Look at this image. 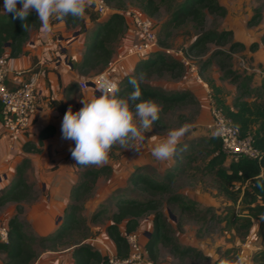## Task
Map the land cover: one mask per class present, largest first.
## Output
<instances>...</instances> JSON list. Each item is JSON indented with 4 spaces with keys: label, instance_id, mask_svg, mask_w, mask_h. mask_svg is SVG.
I'll use <instances>...</instances> for the list:
<instances>
[{
    "label": "trees",
    "instance_id": "1",
    "mask_svg": "<svg viewBox=\"0 0 264 264\" xmlns=\"http://www.w3.org/2000/svg\"><path fill=\"white\" fill-rule=\"evenodd\" d=\"M104 1L109 3L112 0ZM135 1L138 3L140 10L149 17H152L162 4L166 5L168 15L162 26L167 34L172 26L178 27L188 22L193 23L198 32L188 45V51L204 52L207 50L206 45L208 42L222 44L227 41L225 38L229 31L204 29L207 13L219 16L226 13L225 7L218 0ZM85 14H88L89 20L96 22L94 34L89 37L86 44L80 67L88 69L98 64L97 71H101L112 57V42L120 38L125 28V21L121 14L115 12L108 14L106 19L102 21H97L98 16L89 13L88 8ZM73 19L75 18L69 16L64 20L71 21ZM28 22L29 27L24 30L19 19H14L11 13L5 15L0 12V55L4 53L5 48H9L7 57H14L22 52L21 46L28 38V29L37 27L40 22L35 11H32L29 15ZM260 40L264 43V35L260 37ZM158 43L163 47L159 38ZM251 46H256V43L251 44ZM237 47H241V44L232 41L228 51H211L202 62V67L214 61L222 70L220 78L236 83L238 94L232 103L228 104L222 95V89L216 86L213 80L208 79L206 81L210 89V99L238 127L242 136L247 134L251 136L253 146L260 151L259 158L257 160L243 156L228 158L221 149L219 138L215 134H207L196 138H188L185 143L181 142L178 145L177 153L173 156V165L163 173H158L155 167L150 164H138L130 171L127 183L112 189L105 199L100 202L99 211H93L90 216V220H94L102 210L107 208L111 210L110 223L107 225L106 230L114 244V251L119 257H126L129 254V246L124 235L135 232L142 217L152 215L153 230L146 236L143 243V249L150 258L155 259L154 253L159 244L167 246L169 251L176 256L192 258L201 256L203 258L199 251L181 245L173 235L174 229L176 227L180 228L181 220L186 213L195 215L197 219L206 220V216L210 212L209 207L202 209L196 202L187 199L176 189L177 179L181 172L192 168H200L212 175L214 186L220 193L233 203L239 199L242 209L246 211V215L240 217L242 218L241 224L245 228L251 225L252 219L260 222V248L253 253L252 263L264 264V98H261L262 93H264V84L260 90L262 92L260 99L256 98L252 101L244 99V96L248 93L246 81L244 79L238 80L229 64L230 52ZM167 54L162 50H155L144 58L136 59L132 71L125 73L117 84L119 87L117 95L126 97L133 91V87L129 83L130 78L144 73L145 79L140 84L141 99H152L162 106L158 122L162 113L195 100L190 91L164 89L161 85L151 82L152 76L161 78L167 74L177 78L184 71V64L177 57ZM86 69H83L84 73ZM197 72L199 74L200 71L197 70ZM256 91L260 92L259 90ZM53 132L54 127L52 125L45 126L38 132L36 142L26 141L23 143V151L38 153L43 140L52 135ZM185 144L188 146L187 150L179 151ZM199 157H202L201 165L194 167V163L197 162ZM28 163L29 159L24 157L23 163L16 166L17 180L7 190L0 191V206L7 201L18 202L24 196L23 193L29 185L24 180L22 172ZM109 170L110 168L106 166L88 167L82 172V176L84 178L89 177L90 182H94L100 173ZM87 187V181L82 180L75 190L74 187L72 188L69 198L74 197V200L65 206L61 223L57 226L55 234L53 237L45 235L39 239L40 242L48 240L54 244L55 242H62L66 244L64 247L73 246L71 250L72 264H105L104 254L93 246L88 239H84V235L77 238L76 241H64L65 237L70 236V230L74 228V225L78 224L79 220L85 219L77 213L81 206L78 203L80 201L76 199H79L87 191ZM164 202L169 208V214L173 215V207L178 209L174 226L170 225L167 220L163 207ZM19 207L17 204L16 208ZM230 216H225L223 219L231 223L235 222L237 218L235 216H232L235 217L234 219L227 218ZM6 223L8 226V241L0 243V253L3 254L2 264H32L38 255L34 246L36 239L24 232L18 215H13ZM120 224L124 226L122 228L123 232L119 227Z\"/></svg>",
    "mask_w": 264,
    "mask_h": 264
},
{
    "label": "rangeland",
    "instance_id": "2",
    "mask_svg": "<svg viewBox=\"0 0 264 264\" xmlns=\"http://www.w3.org/2000/svg\"><path fill=\"white\" fill-rule=\"evenodd\" d=\"M218 1L225 7L226 13L223 16L207 13L204 29L229 31L225 38L227 41L222 44L208 42L206 45L207 50L204 52H197L195 50L188 51V45L198 32L196 27L193 23L188 22L178 27L172 26L169 28L167 34L162 24L168 15V10L166 5L162 4L159 10L152 16L155 29H158L160 44L164 48L172 49L173 51L180 48L186 50L189 62L200 71V77L206 82L208 79L214 80L218 73L222 74V70L214 61L202 67V62H204L210 52L214 50L228 51L230 42L236 41L240 43L241 47H237L238 49L235 48V50L231 52L229 51V64L234 74L237 75L238 80L244 79L246 81L248 93L245 96L251 98L252 94L256 93L255 90H261L264 84V43L259 39L262 31L264 34V0ZM106 4L108 6V14L115 12L122 15L123 11L129 7L140 10L135 0H112L109 3L106 2ZM88 11L98 16L97 21L105 20L107 17L105 14H97L91 6L88 7ZM123 18L125 21L124 31L117 41L112 42V57L109 63L102 69L104 70L110 63L117 62L115 65L118 66V68L116 67L115 72L112 73V76L117 79V82L124 73L132 71V69L128 71L127 67L131 62L136 61L137 56L132 54L129 55V51L133 45L140 40L131 20L125 17ZM57 22H61L62 24L60 23L61 28L60 30H55L54 35H63V47L67 46L70 40L77 37L76 39H84V48H86L89 36L94 34L96 21L89 20L88 14L84 13L82 17L75 18L71 21H65L64 19L62 21L54 20L51 23L52 26ZM245 35H250L249 43ZM253 43H256V46H251ZM167 55L176 57L173 54ZM68 60H72L71 56ZM128 61H130L129 64ZM97 65L98 64L86 69L85 73H87V75L85 77L90 79L93 75L100 72L97 71ZM89 82L87 89L91 93V99L94 96L93 91L95 89L93 86L89 85ZM151 82L161 85L164 89H183L190 91L195 100L193 102H186L183 105L171 108L167 112L162 113L159 122L155 121L151 130L145 133L147 139L139 153L132 149H124L119 144L114 145L109 153L107 163L101 165L109 167L110 170L105 173H100L95 178L94 182H90L89 177L84 178L82 172L88 167L98 168L101 166L78 165L76 160L72 157L71 151L68 152L67 157L71 159V170L73 169L72 171L74 174L71 186L74 187L75 190L77 185L82 180H85L88 183V187L87 191L80 196L79 199H76L80 201L78 203L81 206V209H79L77 213L85 219L79 220L78 224L74 225V228L70 230V236L65 237L64 241H76L77 238L84 235L83 238L88 239L90 243L97 247L103 254L114 251V244L106 230L107 225L110 223L111 210H109V208L104 209L97 214L94 220H90L92 212L99 211L98 207L100 202L105 199L112 189L126 184L130 171L138 164H150L155 167L158 173H163L173 165V157L166 161H159L152 156V149L154 146L166 138L170 130L176 129L183 124H189L191 126L189 133L182 138V143H185L188 138H196L209 134L206 131V124L210 115L209 109L211 106V99L203 92L202 85L195 80L189 68L185 67L181 76L177 78L167 74L161 78L152 76ZM231 85H236V83ZM75 92L77 96L79 95V98L83 99L77 90H75ZM262 94L261 98H264V93ZM26 141L36 142L37 134L29 130L26 134V138L17 145V148L14 147L8 151H6V144L5 148L0 145L1 192L13 186L17 180L16 166L23 163L24 157L28 156L22 149V145ZM70 146L74 148L75 142L71 141ZM34 154L35 155H32V157H34L35 160H31L30 158L33 164L29 162L27 166L23 168L22 172L24 180L29 185L23 193L24 196L18 202L7 201L0 206V221L6 223L10 217L15 214L18 215L24 232L36 239L34 246L37 253L42 254L48 251V253L41 258L37 255L32 264H40L44 259L47 262L50 261V264H72L73 260H69V250L68 252H63L62 249L68 247L71 252L73 246L64 247L66 245L65 243L55 242L54 244L48 240L40 242L39 238L44 235L34 234L33 232L32 228L37 224L36 221L33 220V217H36L39 209L46 207V200L52 203V197L49 196L50 191L47 186L48 182L44 179L41 180L42 177L40 176L43 175V172L45 173L53 169L51 166H36V158H40V153ZM225 156L231 158V156L226 154ZM201 160L202 157H199L197 162L194 163V167L201 165ZM43 181L46 183L45 189L43 188ZM176 189L187 199L196 202L202 209L206 207L210 209V212L206 216V220L197 219L195 215L186 213L181 220L180 228L176 227L173 233L175 239L181 245H186L199 251L203 255V258L201 256L197 258L176 256L169 251L167 246L159 244L154 253L155 259L150 258L146 253L144 264H224L225 260H235L238 256H245L250 264H253L252 255L260 248L261 241L259 233L261 231V226L260 222L256 219H252L251 225L248 228H245L241 224L242 218L240 217L246 215V211L242 209L239 199L233 203L229 198L220 193L214 186L212 175L200 168H192L181 172L177 179ZM73 200L74 197L69 199L67 204ZM17 204L20 206L19 208H16ZM163 207L168 222L170 225L174 226V219L176 215H178V209L173 207V216L169 214V208L165 202ZM62 214L63 212L60 214V217L56 219L54 228L47 235L53 237L57 226L61 223ZM225 216H230L227 217L229 219H234L235 217L237 219H235V222L231 223L223 219ZM232 216L235 217L233 218ZM119 227L123 232V224H120ZM152 230V215L142 217L135 231L139 236L142 248L146 236L149 235ZM2 261L3 254L0 253V264H2Z\"/></svg>",
    "mask_w": 264,
    "mask_h": 264
},
{
    "label": "crops",
    "instance_id": "3",
    "mask_svg": "<svg viewBox=\"0 0 264 264\" xmlns=\"http://www.w3.org/2000/svg\"><path fill=\"white\" fill-rule=\"evenodd\" d=\"M3 7L4 0H0V11L3 10ZM20 7L21 5L18 3L17 8ZM60 23L61 22H57L53 26L51 24V31L47 34L41 31L40 22L37 27H30L28 29V38L21 46L22 52L14 57H7L10 68L24 70L20 77H15L13 74L8 77L7 84L9 86L14 85L20 79H26L28 74L32 71H41L37 85L38 110L33 124L30 127V131L38 135V132L45 126L52 125L54 127L53 134L45 138L43 144L40 146V151L38 152L40 153V158H36V166H51V168H53L48 172H43V175H39L42 177L41 180L44 179L48 182L47 186L50 191L49 196L52 197V203L46 200V207L39 209L36 217H33V220L37 223L36 226L32 228L34 234L44 236L54 228V222L60 217V214L67 205L70 199V192L73 188L71 182L74 174L72 171L73 169L71 170V159L67 157L72 140L62 139L61 124L63 116L69 107H71L73 112L78 111L83 107L82 101H88L91 97V93L88 89H81L79 86V81L88 79V77H85L87 73H84L86 68L80 67L81 59L85 51L84 39H76L77 37L73 38L67 43V46L63 47V35H54L55 30H60L62 24ZM262 35H264L263 31L260 36ZM249 36L250 35H245L248 43L250 42ZM89 37H91V35ZM8 53L9 48H5L3 54L8 56ZM70 56L72 59L71 61L68 60ZM135 62L136 61L130 63V61H128V64L130 63L127 67L128 71L133 68ZM220 76L221 74L218 73L213 81L216 86L222 89V95L226 103L231 104L238 94L237 86L231 85L233 83L229 82L228 79H221ZM204 84L206 86H202V90L206 96L210 98V89L206 82H204ZM75 90L79 92L83 99L79 98V95L77 96ZM260 95L261 91H256L255 94H252L251 98L244 96V99L252 101L256 98L260 99ZM210 118L209 115L207 123L210 121ZM1 130L0 125V145L5 148L6 144V151H8L10 150L8 147V139L1 133ZM206 131L209 134H213L208 129ZM15 147L17 148V146ZM27 154L28 156L26 157L29 159V162L33 164L31 160H35L34 157H32V155L35 154L33 152ZM43 184V188L45 189L46 183L44 181ZM68 250L70 256L69 260H71L70 248L67 247L62 249L63 252H68ZM47 253L48 251L38 254V256L41 258ZM48 262L44 259L40 264H50V261Z\"/></svg>",
    "mask_w": 264,
    "mask_h": 264
},
{
    "label": "clouds",
    "instance_id": "4",
    "mask_svg": "<svg viewBox=\"0 0 264 264\" xmlns=\"http://www.w3.org/2000/svg\"><path fill=\"white\" fill-rule=\"evenodd\" d=\"M21 7L17 8V4ZM93 0H4L3 10L11 13L14 19L21 21V27H29L28 17L32 11L37 14L41 23V31H51V23L69 16L82 17ZM145 74L130 78L133 91L126 97L118 96L117 83L107 77L100 78L98 91L88 101H82L83 107L73 112L71 107L65 112L61 133L62 139L72 140L75 147L71 155L81 166H101L107 163L109 153L114 145L124 149H132L139 153L155 121L159 119L162 106L152 99L142 100L140 84ZM139 101V102H138ZM134 106V107H133ZM189 124L170 130L161 142L152 149V156L159 161L171 159L178 150V145L190 131ZM187 144L179 151H186ZM224 264H250L245 256L235 260H225Z\"/></svg>",
    "mask_w": 264,
    "mask_h": 264
},
{
    "label": "built area",
    "instance_id": "5",
    "mask_svg": "<svg viewBox=\"0 0 264 264\" xmlns=\"http://www.w3.org/2000/svg\"><path fill=\"white\" fill-rule=\"evenodd\" d=\"M91 7L99 15L105 14L107 16L108 14V6L104 0H93ZM122 16L131 20L136 29V34L140 38L139 42L133 45L129 51V55H135L137 56L136 59H139L144 58L155 50L173 54L185 67L191 70L193 77L199 84L203 87L206 86L198 74L197 68L189 62L186 50L180 48L173 51L159 45L157 29H155L152 17L147 16L139 9L130 7L123 11ZM116 63H110L109 66L93 75L90 79L79 81L80 88L87 89L88 81H91L95 90H98L100 78L102 77H107L118 84L117 79L112 76L116 67L118 68L115 65ZM23 72L24 70L22 69L10 68L7 56L4 54L0 55V125L1 133L8 139V147L10 149L19 145L26 138V134L30 130L38 110L37 85L41 71H32L26 79H20L12 86L7 84L10 75L13 74L15 77H20ZM209 112L211 118L206 127L219 138L221 149L226 155L233 158L243 156L254 160L259 158L260 151L253 146L251 136L248 134L242 136L238 127L222 113L221 109L212 100ZM124 237L129 246L128 256L119 257L115 251H109L104 254L105 264H144L146 252L140 244L137 232L126 233ZM7 241V223L0 221V243H6Z\"/></svg>",
    "mask_w": 264,
    "mask_h": 264
},
{
    "label": "water",
    "instance_id": "6",
    "mask_svg": "<svg viewBox=\"0 0 264 264\" xmlns=\"http://www.w3.org/2000/svg\"><path fill=\"white\" fill-rule=\"evenodd\" d=\"M88 82H89V81H88ZM89 85L93 86V84H92L91 82H89ZM93 95L98 97V96L100 95V93H99L98 90H94V91H93Z\"/></svg>",
    "mask_w": 264,
    "mask_h": 264
}]
</instances>
